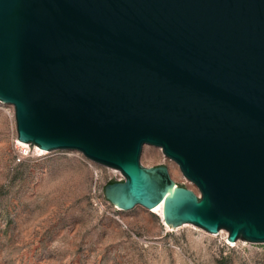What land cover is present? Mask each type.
Here are the masks:
<instances>
[{
  "label": "water",
  "instance_id": "1",
  "mask_svg": "<svg viewBox=\"0 0 264 264\" xmlns=\"http://www.w3.org/2000/svg\"><path fill=\"white\" fill-rule=\"evenodd\" d=\"M0 101L17 139L118 169L115 207L264 242V0H0Z\"/></svg>",
  "mask_w": 264,
  "mask_h": 264
},
{
  "label": "rangeland",
  "instance_id": "2",
  "mask_svg": "<svg viewBox=\"0 0 264 264\" xmlns=\"http://www.w3.org/2000/svg\"><path fill=\"white\" fill-rule=\"evenodd\" d=\"M16 134L13 105L0 101V264H264V242H230L225 229L187 222L169 227L140 204L119 209L103 193L123 178L118 169L76 149L39 153ZM140 161L166 164L195 189L160 147L144 144Z\"/></svg>",
  "mask_w": 264,
  "mask_h": 264
},
{
  "label": "bare ground",
  "instance_id": "3",
  "mask_svg": "<svg viewBox=\"0 0 264 264\" xmlns=\"http://www.w3.org/2000/svg\"><path fill=\"white\" fill-rule=\"evenodd\" d=\"M17 140V139H16ZM16 143L20 144L19 146L21 145H26L23 141L21 140H17ZM37 147V148H36ZM36 150L39 151V153L43 152V149L40 148L39 146H36ZM149 210H153V211H157L161 216H162V204L161 202L156 204L155 206L151 207V208H147ZM223 232V231H222ZM229 241V240H228ZM231 242V241H230ZM233 244V243H232Z\"/></svg>",
  "mask_w": 264,
  "mask_h": 264
},
{
  "label": "trees",
  "instance_id": "4",
  "mask_svg": "<svg viewBox=\"0 0 264 264\" xmlns=\"http://www.w3.org/2000/svg\"><path fill=\"white\" fill-rule=\"evenodd\" d=\"M115 179H110V180H108L107 182H111V181H114Z\"/></svg>",
  "mask_w": 264,
  "mask_h": 264
},
{
  "label": "built area",
  "instance_id": "5",
  "mask_svg": "<svg viewBox=\"0 0 264 264\" xmlns=\"http://www.w3.org/2000/svg\"><path fill=\"white\" fill-rule=\"evenodd\" d=\"M120 172V171H119ZM121 173V172H120ZM118 180H120V179H118Z\"/></svg>",
  "mask_w": 264,
  "mask_h": 264
}]
</instances>
